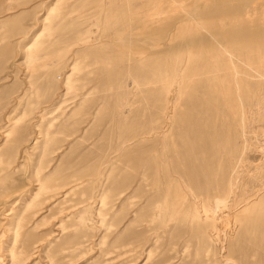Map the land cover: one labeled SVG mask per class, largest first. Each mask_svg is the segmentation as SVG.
<instances>
[{"label": "rangeland", "instance_id": "obj_1", "mask_svg": "<svg viewBox=\"0 0 264 264\" xmlns=\"http://www.w3.org/2000/svg\"><path fill=\"white\" fill-rule=\"evenodd\" d=\"M0 22V175L21 188L0 264H264V0H0ZM127 25L152 34L113 43ZM233 174L263 192L211 228L185 189L207 203Z\"/></svg>", "mask_w": 264, "mask_h": 264}, {"label": "bare ground", "instance_id": "obj_2", "mask_svg": "<svg viewBox=\"0 0 264 264\" xmlns=\"http://www.w3.org/2000/svg\"><path fill=\"white\" fill-rule=\"evenodd\" d=\"M42 1V0H41ZM195 1V0H194ZM163 2H161L162 4ZM180 3V2H179ZM209 6H217L216 4H209ZM195 7V5H194ZM165 8V7H164ZM192 10V8H191ZM191 12V11H190ZM45 13L41 14L40 17L37 19V23L40 25H45V20L47 15H44ZM190 18L193 17L195 18V8L192 10L191 15L189 16ZM35 21V19H34ZM1 23V22H0ZM30 23V22H29ZM36 23V22H35ZM33 26V25H32ZM31 26V27H32ZM148 27V26H147ZM33 27L31 28L30 31H32ZM137 27L133 26H129L127 25L126 27H124V30H126V33H123V31H119L118 28L116 27V30L118 31L117 33H115V31H113L111 34H113V43H117L118 40H123V37H126L127 39L132 40L133 42L135 40H137V37L140 36V39H144L146 37H149L152 33H151V29L147 28L142 32H137L136 31ZM29 31V32H30ZM28 33V32H27ZM202 34V33H201ZM203 35V34H202ZM37 36V35H36ZM106 36V35H105ZM110 36V35H109ZM201 36V35H200ZM32 39V37H31ZM36 37H34V39H32L31 41L29 40L28 42H23V44L21 45V58L23 59V66L24 69L25 68H29V69H35V67H37V60L40 58H43V54L39 53V51L41 49L39 48H35L34 46V42H35ZM213 40V38H211ZM125 40V39H124ZM99 41V40H98ZM111 41V40H110ZM126 41V40H125ZM129 42V41H128ZM125 43V42H124ZM132 43V42H131ZM124 46V45H123ZM123 48V47H122ZM75 67V62L72 64L71 66V70ZM234 74V73H233ZM232 74V75H233ZM69 75L67 74L64 78V86L66 88L71 87V84L69 83ZM230 76V75H229ZM233 79V78H232ZM257 101V100H256ZM244 113V112H242ZM243 120V119H242ZM238 175V174H237ZM236 177V175L233 174V176H230V178L227 180V187H226V192L223 196L219 195V194H209L212 197L209 199L210 202L207 203H203L202 200H199L198 197V193L197 192H192V190L186 188L185 190L188 192H186L185 194L189 195V198L191 200H189V202H191V207L195 213V216L198 217V214L201 213L202 218L205 221H211V228L217 229L218 227L216 226V222L217 218H221V222L222 221H226V222H231L232 218L234 217V214L239 212L243 207H247L250 202L253 200L254 197L258 196V194L262 193L264 191L258 192V193H254V194H248L245 195L246 192H244V190L241 191V193H238L237 191H235L234 189L238 188V186L236 187V183H234L235 180H233V177ZM239 176V175H238ZM238 176L236 178H238ZM184 182H186L185 178L181 175L180 176ZM258 177V176H257ZM260 177V176H259ZM180 178V179H181ZM181 179V181H182ZM235 179V178H234ZM258 179V178H257ZM22 178L19 180L21 181ZM179 180V179H178ZM182 181V182H183ZM238 181V180H237ZM236 181V182H237ZM258 181V180H257ZM260 181V179H259ZM16 180H14L12 177H7L5 175H0V206H4L5 203H7V201L11 198L14 197H19L21 193L20 190L21 188L18 186H15L16 184ZM22 183V182H21ZM180 183V182H179ZM259 183V182H258ZM263 183V182H262ZM23 184V183H22ZM184 184V183H183ZM260 184V183H259ZM20 185V184H19ZM72 185V184H71ZM75 185V184H74ZM185 185V184H184ZM38 187L36 188V191L33 193L34 195L39 191L42 190V184L39 181ZM183 186V185H182ZM262 186L264 187V183L262 184ZM73 187V186H72ZM185 187V186H184ZM236 187V188H234ZM20 188V189H19ZM220 188V187H219ZM218 187H216L214 190L217 191L219 189ZM258 189V188H257ZM184 190V191H185ZM238 190V189H237ZM24 191V190H23ZM22 191V192H23ZM247 191V190H246ZM259 191V190H257ZM255 192V191H254ZM200 193V192H199ZM251 193V192H250ZM66 194V193H65ZM185 194L183 196V200L181 202L184 201L185 198ZM202 194V193H200ZM231 197V200H229L228 198ZM201 198V197H200ZM206 201V200H205ZM231 201V202H230ZM15 202V201H14ZM188 202V203H189ZM189 206V205H188ZM5 207V206H4ZM157 207V206H156ZM190 207V206H189ZM200 208V209H199ZM1 209V208H0ZM189 209V208H187ZM227 209V210H226ZM9 210V209H8ZM185 210V209H184ZM219 210V211H218ZM2 211V210H1ZM171 211V210H170ZM157 214V213H156ZM192 215V214H191ZM201 215L199 217H201ZM231 216V217H229ZM229 217V218H227ZM229 219V220H228ZM190 220V219H189ZM197 220V219H196ZM220 223V219L218 220ZM191 222V221H190ZM218 223V222H217ZM209 226V225H208ZM209 228V227H208ZM3 232H5V230L3 229ZM19 232V231H18ZM12 236H16L17 235V231H13L11 233ZM12 238V237H9ZM10 240V239H9ZM124 253V252H123ZM23 258V257H22ZM10 259L11 262L10 264H22L20 263L21 261V257L20 254H18L17 252H15L14 250L10 251ZM10 261V260H9Z\"/></svg>", "mask_w": 264, "mask_h": 264}]
</instances>
